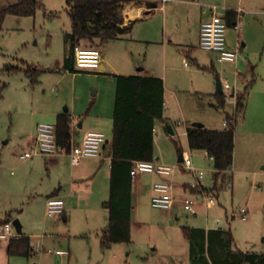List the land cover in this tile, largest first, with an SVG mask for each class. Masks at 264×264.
<instances>
[{
    "label": "rangeland",
    "instance_id": "1",
    "mask_svg": "<svg viewBox=\"0 0 264 264\" xmlns=\"http://www.w3.org/2000/svg\"><path fill=\"white\" fill-rule=\"evenodd\" d=\"M14 1L16 0H0V8ZM41 2L42 7L33 15L6 14L0 29V87L3 85L0 98V228L7 219L11 222L15 218L19 219L22 232L29 237L31 244L28 256L9 254L7 251L9 238H0V264L179 263V256H173L174 259L166 253L172 251V248L176 249V246L179 252L178 238L182 233L181 226L194 223L205 225L206 219L211 225L216 218L221 220L223 227L230 226L237 242L249 240L261 244L264 237V172L258 175L233 173V179L230 180L227 178L228 175H225L223 180L218 181L220 189L215 204H207V207L200 204L198 213L191 215L186 214L178 202L174 209L179 218L176 220L174 214H169L172 221H166V217H162L164 216L162 213H169L170 209L153 207L151 195L144 190L139 192L134 213L140 217L141 226L133 225L130 242L114 241L107 245L101 242L109 221L108 209L104 207L102 201L104 197L102 199L99 197V191L103 190L101 188L105 181L98 175L93 179L91 191L83 189L79 196L69 203L67 221H63L58 214L54 217L44 215L45 202H42L35 192L46 184L50 177L48 164L44 161L47 157L39 156L42 160L38 164L28 165L27 161L18 156V153L25 150L20 137L31 118L30 112L41 105L39 94L51 97L58 93L55 75H58L56 69L63 63L62 58L66 51L65 34L70 30V19L65 9V0ZM258 29L257 35H251L249 46L251 62L255 65V79L245 109L243 111L238 109L235 113L237 122L234 154L237 163L247 160L249 162L250 156L255 160L254 168L264 171L262 19H259ZM240 52L241 56H246L243 49ZM215 62L219 78L227 76L232 83L235 64L224 65ZM10 65L18 69L7 72L4 66ZM177 65L179 67V62ZM40 68H52L54 71L45 73L43 84L41 81L32 83L30 73L35 77ZM237 68L240 70L243 68L241 62ZM27 70L31 72H26ZM43 74L41 72L38 79L41 80ZM249 74L251 75V72ZM172 86L170 83L169 87ZM202 96L180 101L181 108L187 109L190 113L195 107L199 110L197 115L207 120V124L222 125L224 111L211 108L207 97ZM178 100L171 92L166 94V109L170 116L167 121L172 125L174 133L167 135L159 124L157 134L154 136V152L159 156L161 160L159 162L173 166L176 173H184L186 178L191 173L180 169L176 144L188 149L182 131L186 125L193 122V115L192 113L181 115ZM230 107L227 105L228 110ZM180 118L186 121L177 124ZM194 155L192 156L194 165L197 164L195 165L197 168L204 170L201 179L203 185L212 187L213 161ZM53 173L51 169V175ZM106 184L104 194L108 198V179ZM228 184L232 186V190ZM246 204L250 209L248 216V219L251 218L250 224H246V221L239 217H226L225 209L230 211ZM56 250H65L67 253L57 254Z\"/></svg>",
    "mask_w": 264,
    "mask_h": 264
},
{
    "label": "crops",
    "instance_id": "2",
    "mask_svg": "<svg viewBox=\"0 0 264 264\" xmlns=\"http://www.w3.org/2000/svg\"><path fill=\"white\" fill-rule=\"evenodd\" d=\"M213 5L225 11L224 19L226 22L227 12H236L235 21H237L238 27L235 29L233 25L227 23L225 45L227 49L238 48L239 57L237 65L240 62L243 65L241 70L236 65L240 74L238 85L240 91L245 92L243 111L247 105L252 82L255 79V65L251 62L249 54L251 35L258 34L259 19H262L264 23V0H127L122 4L123 22L121 26L124 27V31L116 37L102 41L96 39L95 41V45L98 46L101 52L99 70H82L76 67L74 57L70 54V43L67 37V33L70 30L66 32V51L62 58L63 63L60 68L56 69L58 75H55L58 93L51 97L39 94V98L42 101L41 105L35 111L30 112L31 118L25 127L24 134L20 137L25 150L31 149L35 143L37 123L39 121H50L55 125L58 114L62 112H66L70 117L71 137L74 142H79L87 130H100L105 133L106 140L101 146L99 155L82 157L77 164L70 163L69 156L65 151L54 155L36 154L25 159L28 165L34 166L42 160L39 156L47 157L44 161L45 164H48L47 169L50 172V177L46 184H43L35 193L40 197L42 202H45V205L47 198L50 196L61 198L64 202L63 212L58 215L61 216L63 221L69 219L67 213L69 203L74 198H77L83 189L92 190L91 186L96 175L105 181L102 186L103 188H101L103 190L99 191V197L100 199L104 197L102 199L103 202L108 199L104 193H106V180H109L110 173L111 155L109 144L112 137L117 75L160 78L164 88V116L167 120L170 116L166 109V94L171 92L177 100L179 99L178 103L181 115L192 113L193 121H200L208 128L219 129L224 127L223 124L220 126L207 124V120L197 115L199 110L195 107L189 113L187 109H182L180 106V101L184 99L195 98V96L198 98L205 95L211 108L220 109L224 112L228 110L227 105L214 106L218 102L217 93L221 92L216 90L215 82V74L217 73L215 61H218L217 53L198 46L200 24L210 18L213 12ZM241 49L246 53V56L240 55ZM177 62H179V67ZM220 63L225 65L228 62ZM34 69L36 70V68ZM38 71V75L41 72L44 74L41 76V80L36 75L34 82L41 81L43 84L45 73L54 70L52 68H40ZM250 72L251 75L249 74ZM170 83L173 85L172 88L174 87L173 90L169 87ZM180 120L182 123L186 121L181 118L177 121ZM159 124H161V121H156L155 126L157 127ZM190 125H192V122H190ZM190 125H186L184 131H182L185 134L187 146L186 129ZM176 148L179 162H181L179 158L182 156V151H187L191 159L193 154H197L196 156L201 158H208L204 149H192L189 146L188 149H184L180 144H176ZM234 150L233 162L228 169L216 174L214 168L212 174L213 184L209 188L203 185L202 177L198 178L194 173L182 168L180 165L179 167L182 171L191 173L189 177L185 178L184 173H176L174 168L168 174L156 171L140 172L136 176L135 181L132 182L131 196L133 206L131 210L129 242L132 237L133 225L141 226L140 217L134 213L138 204V193L144 190L152 196L154 182L167 181L170 183L171 193L176 197L185 195L195 197L197 200L195 207L198 213L200 204L205 205L202 200V191L213 195L215 202L211 204H215L220 189L217 185L218 181L223 180L225 175H228L227 178L230 180L233 179V173H252L253 175H258L264 172L254 168L255 160L250 156L249 162L247 160L237 163ZM154 158L161 161L155 152ZM51 169L54 171L52 175ZM262 169H264V166ZM178 202L179 207L184 210L180 201H175L173 206L168 208L170 209L169 213H162L164 215L162 217H166V221H172L169 218V214H174V219L176 220L179 218L177 211L174 209ZM232 210L228 211L225 209L226 217L233 218L231 215ZM184 212L188 214L185 210ZM44 215L47 216L45 208ZM250 220L251 218L245 219L246 224H250ZM6 221L11 220L7 219ZM215 221L211 225L208 224L206 219L205 225L194 223L192 225L181 226L182 233H180L178 238L179 252H177L178 247L176 246V249L172 248V251L169 250L166 253L171 257L179 256V263L174 264L191 263L190 240L188 235L183 231V226L202 228L204 230L217 227L229 228L233 237V248L242 251L264 252V237L261 244L249 240L237 242L230 226L223 227L221 223L217 225ZM15 232L17 233V231ZM20 234H24L22 232V225ZM153 250H156V248H153Z\"/></svg>",
    "mask_w": 264,
    "mask_h": 264
},
{
    "label": "trees",
    "instance_id": "3",
    "mask_svg": "<svg viewBox=\"0 0 264 264\" xmlns=\"http://www.w3.org/2000/svg\"><path fill=\"white\" fill-rule=\"evenodd\" d=\"M126 1L65 0V9L70 19V31L67 33L70 54L73 55V45L81 41L93 46L96 39L102 41L120 35L124 31L121 26L122 4ZM42 5L41 0H16L3 6L0 8V29L6 14L33 15ZM226 17L227 23L233 25L236 12L228 11ZM4 69L11 72L18 68L10 65L4 66ZM30 74L31 82H34L36 77ZM244 96V91L239 94L236 111L243 109ZM217 98L218 102L214 106L226 105L222 92L217 93ZM224 115L227 124L222 128L190 125L186 129L188 146L192 149H204L211 154L216 174L228 169L233 162L236 115L227 111ZM156 121L168 122L164 116L162 80L155 77L117 75L112 137L109 144V197L103 202L108 209L109 221L101 237L104 245L130 240L133 206L130 169L134 161L154 158L153 127ZM55 133L57 143L65 151H69L72 133L70 117L66 112L58 114ZM182 228L190 240V264H264V252L242 251L232 247L233 237L229 228ZM7 251L9 254L28 256L31 252L29 237L24 234L10 237Z\"/></svg>",
    "mask_w": 264,
    "mask_h": 264
},
{
    "label": "built area",
    "instance_id": "4",
    "mask_svg": "<svg viewBox=\"0 0 264 264\" xmlns=\"http://www.w3.org/2000/svg\"><path fill=\"white\" fill-rule=\"evenodd\" d=\"M213 12L209 19L204 20L200 24L198 46L202 49L214 51L217 53V60L219 62H228L235 64L233 73V82L225 76L220 79L221 92L224 96L226 105L231 106L227 112L229 114L236 113V105L239 94L241 93L238 80L240 74L236 68L239 51L238 48L227 49L225 45L227 22L224 19V10L218 9L216 5L212 6ZM233 27L237 29L238 23L235 21ZM75 65L78 69L82 70H99L101 64V52L96 46H91L83 43L82 41L73 45L72 48ZM186 63V62H185ZM226 71V69H224ZM166 122L161 121L164 125ZM182 123L177 121V124ZM223 126L227 124V118L224 115L222 121ZM157 134V127H153V135ZM106 140V135L100 130H87L79 142H74L71 137V145L69 151H65L56 141L55 125L47 121H39L36 125L35 143L31 149L24 150L18 154L22 160L28 159L36 154L41 155H54L61 152H66L69 156L71 164H77L82 157L98 156L101 146ZM206 156L213 161V156L205 150ZM182 159L180 166L190 172L194 173L198 178L204 174L203 169L197 168L188 154L187 151H182ZM173 166L164 164L155 158L147 161L139 160L132 163L130 169L131 181L134 182L136 176L143 171L151 172L156 171L159 173L168 174L172 171ZM230 190L232 186L228 184ZM202 200L205 205L215 202V197L206 191H202ZM175 201H180L183 209L191 214L197 213L196 198L193 196L185 195L176 197L171 193V185L167 181H156L153 184V194L151 196V205L156 208H171ZM63 200L57 196H50L47 198L45 206V214L52 216L63 212ZM250 214L248 205H242L231 211L233 217H239L243 220L247 219ZM215 223L220 225L221 220L216 219ZM11 221H6L0 228V238L18 237ZM66 251L56 250V253L63 254Z\"/></svg>",
    "mask_w": 264,
    "mask_h": 264
},
{
    "label": "water",
    "instance_id": "5",
    "mask_svg": "<svg viewBox=\"0 0 264 264\" xmlns=\"http://www.w3.org/2000/svg\"><path fill=\"white\" fill-rule=\"evenodd\" d=\"M215 82H216V90L217 91H221V83H220V78L218 76V73L215 74ZM193 126H197V127H202L204 126L202 122L200 121H193L192 122ZM162 129L165 133H169V134H173V128L172 125L170 123H165L164 125H162ZM180 160L182 159V157L180 156L179 158ZM12 224L15 228V230L17 231V233H20L21 231V223L19 221V219L15 218L12 220Z\"/></svg>",
    "mask_w": 264,
    "mask_h": 264
}]
</instances>
